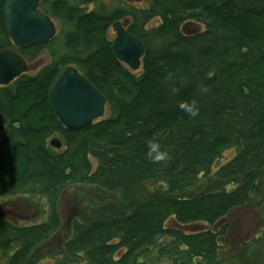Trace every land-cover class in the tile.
Returning <instances> with one entry per match:
<instances>
[{"label": "trees", "instance_id": "1", "mask_svg": "<svg viewBox=\"0 0 264 264\" xmlns=\"http://www.w3.org/2000/svg\"><path fill=\"white\" fill-rule=\"evenodd\" d=\"M6 1L0 51L13 49L30 64L51 48L52 61L0 85L7 118L0 198L44 204L38 222L0 220V264L226 263L225 217L264 190V0H147L111 9L102 0H41L63 35L28 48L7 32ZM117 20L145 45L137 71L113 52ZM67 66L107 99L104 116L83 129L66 128L48 104ZM193 101L195 117L179 107ZM53 137L60 149L51 146ZM149 142L168 158L153 163ZM228 149L234 156L216 165ZM71 184L93 189L88 206L102 210L74 218L60 236L59 201ZM195 224L208 227L187 228ZM257 242H244L242 252Z\"/></svg>", "mask_w": 264, "mask_h": 264}, {"label": "water", "instance_id": "2", "mask_svg": "<svg viewBox=\"0 0 264 264\" xmlns=\"http://www.w3.org/2000/svg\"><path fill=\"white\" fill-rule=\"evenodd\" d=\"M41 0H7L4 6L5 25L14 44L19 48L45 44L57 32L54 20L40 10ZM115 38L112 48L116 57L131 70L141 67L145 52L143 41L130 33L121 20L113 23ZM29 69L27 61L13 49L0 51V85H8ZM107 99L104 94L74 66L63 68L53 81L48 104L60 122L69 130L90 126L105 114ZM7 124L0 112V135ZM51 146L60 149L58 137L50 140Z\"/></svg>", "mask_w": 264, "mask_h": 264}, {"label": "rangeland", "instance_id": "3", "mask_svg": "<svg viewBox=\"0 0 264 264\" xmlns=\"http://www.w3.org/2000/svg\"><path fill=\"white\" fill-rule=\"evenodd\" d=\"M109 9L115 8L121 4H133L135 6H145L147 0H102ZM57 25L58 39L63 35V29L61 25L52 18ZM159 20L156 19L149 24L154 26L159 24ZM190 29H194V26H190ZM189 31V30H188ZM115 36L114 31L110 30V38ZM51 48H45L41 51L39 57L33 62L28 63L29 72L35 74L42 66L50 63L52 57L50 54ZM31 66V67H30ZM52 139V138H51ZM50 139V140H51ZM235 154L234 149H228L223 153V156L216 162L219 165L228 159H231ZM94 165L96 162L93 161ZM205 183V182H204ZM206 185V184H204ZM159 185H149L146 188L153 191L154 188H158ZM155 189V190H156ZM94 194V190L87 186H79L75 184L69 185L62 193L59 208L64 222V230L60 236L67 234L70 222L74 218L85 219L90 216L95 217L100 214L102 208L95 206L89 208L87 199ZM44 204L37 200L36 203L31 202L28 197L22 196H6L0 198V220L1 219H14L20 223H34L41 220L43 215ZM223 223L229 224V231L225 237L221 238V245L223 246L221 255L228 259L224 264H264V240L260 241L264 237V190L258 196H255L248 204L233 210L227 215ZM208 227L203 224H195L187 227L189 230L198 231ZM255 238L258 242L255 247L246 253L242 252L241 245L244 242L251 241ZM58 239L56 236L53 243L55 245ZM154 250L149 251L150 255L154 254ZM155 257V255H153ZM230 258V259H229ZM253 259V261H252ZM153 260L149 264H164V261ZM52 262H45L43 264H51Z\"/></svg>", "mask_w": 264, "mask_h": 264}, {"label": "clouds", "instance_id": "4", "mask_svg": "<svg viewBox=\"0 0 264 264\" xmlns=\"http://www.w3.org/2000/svg\"><path fill=\"white\" fill-rule=\"evenodd\" d=\"M179 107L191 117H195L199 111L194 101L191 103L182 102ZM147 156L153 163H160L168 158V152L166 150H161L159 143L149 142Z\"/></svg>", "mask_w": 264, "mask_h": 264}, {"label": "bare ground", "instance_id": "5", "mask_svg": "<svg viewBox=\"0 0 264 264\" xmlns=\"http://www.w3.org/2000/svg\"><path fill=\"white\" fill-rule=\"evenodd\" d=\"M112 30H113V29H112ZM113 31H114V30H113ZM114 33H115V31H114ZM114 38H115V36H114ZM114 38H113V39H114ZM112 49H113V48H112ZM113 52H114V51H113ZM115 56H116V55H115ZM130 69H131V68H130ZM61 70H62V69H61ZM61 70H60V71H61ZM58 74H59V73H58ZM58 74H57V75H58ZM54 80H55V79H54Z\"/></svg>", "mask_w": 264, "mask_h": 264}]
</instances>
